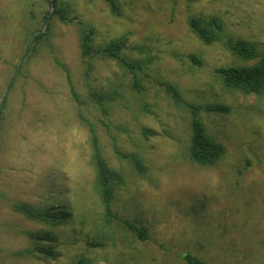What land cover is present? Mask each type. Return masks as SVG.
Returning a JSON list of instances; mask_svg holds the SVG:
<instances>
[{
    "label": "rangeland",
    "instance_id": "1",
    "mask_svg": "<svg viewBox=\"0 0 264 264\" xmlns=\"http://www.w3.org/2000/svg\"><path fill=\"white\" fill-rule=\"evenodd\" d=\"M59 1L77 20L53 17L45 40L34 43L46 31L48 0H0V104L8 95L0 107V264H72L79 257L94 264H186V253L209 264H264V93L246 95L222 83V70L257 61L238 57L229 41L264 55V0H116L118 15L104 0ZM191 17L218 18L219 40L203 43L188 26ZM77 22L94 29L95 45L126 41L124 56L141 66L139 91L116 61L81 58ZM54 60L66 67L79 106ZM89 87L108 97L105 112ZM193 108L225 147L213 165L188 158ZM86 122L107 166L123 178L114 189L115 218L102 230ZM17 203L41 210L63 204L72 218L47 226L15 211ZM126 223L145 229L146 238ZM45 234L54 241L30 236ZM100 239L102 245H89ZM37 248L56 256L45 258Z\"/></svg>",
    "mask_w": 264,
    "mask_h": 264
},
{
    "label": "trees",
    "instance_id": "2",
    "mask_svg": "<svg viewBox=\"0 0 264 264\" xmlns=\"http://www.w3.org/2000/svg\"><path fill=\"white\" fill-rule=\"evenodd\" d=\"M107 2L111 10L117 15L119 14V5L116 0H104ZM50 3L51 10L45 12L42 21L46 25V31L38 32L34 36V43H38L45 40L48 35L50 21L55 17L58 21L62 23H74L77 20V16L73 14L72 9L67 4H62L59 0H48ZM73 14V16H70ZM81 26V36H80V55L83 60L89 59L93 56L108 58L116 61L123 68L128 69V71L133 76L132 87L134 90H140L139 80L136 76V71L141 70V66L137 63H132L127 60L124 56V50L126 49V41L124 39L111 40L104 45H95L94 36L95 32L92 28H87ZM188 26L190 30L205 44H210L219 40L220 34L223 30V25L218 18L208 17V18H195L191 17L188 20ZM34 43L31 47L26 48L24 55H22L20 62L15 67L14 74L10 77L7 84L9 89L12 88L16 77L20 73L25 59L29 57L31 52L34 50ZM229 49L234 51L238 57H244L246 60L257 59L255 63L245 64L243 66H229L228 68L222 70V83L228 90H236L246 95H261L264 93V55L259 56L254 45L247 43L245 41H229ZM194 64H199V61L194 56H190ZM54 63L58 65L66 74L67 82L70 86L71 97L75 100L77 105H80L78 96L73 89L70 77L66 67L57 60ZM92 70V66L87 64L85 69L86 77L89 76ZM168 95L173 99H178L176 91L168 83L163 84ZM90 96L94 99L98 107L105 112L104 103L108 97L103 96L100 92L89 87L88 89ZM6 95L0 104L2 107L6 103ZM207 111L211 112H227L228 109H224L218 106H208ZM192 120L190 122V136L189 145L187 150L188 158L191 162L207 166L217 163L225 154V147L222 143L218 142L207 130L204 122L198 117V108H193L192 110ZM79 117L81 116L78 112ZM87 123L88 129V143L90 148V163L94 170V181L93 189L96 192L100 200V206L102 208V224L101 230L109 225L115 218L112 212L111 206L113 201L114 189L116 186L123 183L122 175L119 172L111 170L103 158L101 153L99 141L95 128L92 123ZM13 209L26 218L31 220H36L47 226L57 227L63 223H68L71 221V213L65 211V206L63 204H57L52 208L41 210L35 208L26 203H17L13 205ZM128 229L133 232V234L138 239H145V229L138 228L132 224H127ZM32 239L36 240H51L53 238L49 237L48 234L44 236H33L30 235ZM54 241V239H53ZM89 245L99 246L102 245L101 239L97 241H89ZM34 251V249L32 250ZM36 252L43 255L45 258H54L56 255L52 253L47 248H37ZM23 252H19L21 255ZM183 260L186 264H209L202 259L186 253L182 255ZM72 264H94L91 260L85 257H79L73 261Z\"/></svg>",
    "mask_w": 264,
    "mask_h": 264
},
{
    "label": "water",
    "instance_id": "3",
    "mask_svg": "<svg viewBox=\"0 0 264 264\" xmlns=\"http://www.w3.org/2000/svg\"><path fill=\"white\" fill-rule=\"evenodd\" d=\"M2 101V100H1Z\"/></svg>",
    "mask_w": 264,
    "mask_h": 264
}]
</instances>
